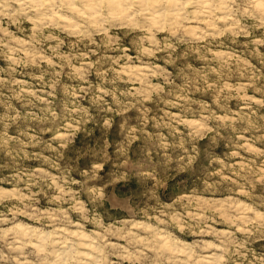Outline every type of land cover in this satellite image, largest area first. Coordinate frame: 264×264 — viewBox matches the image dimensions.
<instances>
[{
	"label": "clouds",
	"instance_id": "clouds-1",
	"mask_svg": "<svg viewBox=\"0 0 264 264\" xmlns=\"http://www.w3.org/2000/svg\"><path fill=\"white\" fill-rule=\"evenodd\" d=\"M157 6L168 11L157 15L151 11ZM189 7L194 11L208 8L213 14L216 11L225 13L224 18L232 19L237 34L247 35L250 29L264 26V0H218V2L217 0L211 2L207 0H0V51L4 49L16 53L23 51L29 57L27 60L15 59L13 64H31L37 53L34 51V46L25 47V42L19 39L14 42L5 22L19 24L22 20L31 19L38 27H48L46 21L57 23L58 16L68 20L66 13L73 10L80 15L83 23L68 20L72 25L69 34L90 38V43L96 46L97 56L95 61L88 59L86 63L80 61L90 58L93 55L92 50L77 51L69 57L79 64L73 66L71 78L81 82L74 91L72 85H61L62 89L67 88L70 99L56 105L54 100L37 96L33 91L30 94L45 104L42 109L44 115L21 116L17 112L9 117L10 121L31 120L51 125L53 136L50 141H44L26 127L15 137L9 136L6 129L0 132V150L9 158L0 162V169H14L10 176H0V184H14L11 191L0 187V205L13 199L19 201V204H13L8 208L11 220L6 212L0 211V262L3 264H10L12 261L14 264H119V258L130 255L126 249L113 253L105 242L106 232H101L99 235L89 233L87 243H84L85 238L73 241L70 237H66L67 243L61 242L60 248L57 249L53 237L62 234V229L68 227L70 221L67 214L71 211H77L83 218L95 220L100 225L105 219L111 222L114 210L131 209L136 216L141 212L154 210L158 217L156 228L159 232L169 231L173 227L191 228L199 232L200 226L207 223L208 217L203 215L207 209H203L198 218V213L192 212L187 205L183 206V210L179 204L169 205L164 199L165 196H169V192H162L160 189L168 187L170 180L174 181L172 188L177 186L198 188L202 176L210 178L211 175H215V173L209 174L205 168L204 162L207 161L219 163L222 169L228 168L229 165L217 153L221 132L224 133L223 139L226 145L234 144L237 149L230 152L231 157L239 155V148L249 146L248 143L244 145L240 143L246 140L240 115L233 117L230 111L217 115L205 104H201L205 111L201 112L199 119L176 117L177 123L186 124L190 130L186 135L182 133L179 137L173 134L171 139L159 131L165 127L162 120L159 117H152L155 121L154 127L158 130L151 134V140L145 135L142 137L143 143L137 144L135 149L130 148L132 142L141 138L138 133L143 132L141 125L149 118L148 114L151 111L145 107V101L150 100L154 94H161L165 97L166 103H179L181 99L188 105L197 103L190 100L185 93H180L176 101L168 100L167 96L175 95V92L164 93L163 86L153 84L151 77L163 75L165 81L171 83V75L163 69L158 70L156 66L144 63L145 57H151L157 51L174 53L178 43L174 44L167 37L157 40L156 32L164 27L166 21L171 25L174 22L194 18L193 12L188 11ZM177 8L181 10L179 15L171 11ZM169 13L172 16L171 20L168 19ZM199 15L204 13L201 12ZM249 18L255 23L242 26L241 20ZM120 28L144 33L142 36L132 38L139 53L138 58L141 60L139 68L131 67L129 70L128 62L133 58L128 56L127 50L120 45L119 33L113 32L114 29ZM197 32H201V29L196 28L188 35L195 37ZM209 34L205 30L198 38L204 39ZM97 35L101 37L99 42L94 38ZM182 39H184L183 34L177 36V42ZM27 43L31 45L30 41ZM17 44L19 47L16 46ZM106 49H111L113 52L119 50L121 54L109 55ZM121 60L125 62L124 71L127 72L129 80L141 85L139 89L120 87L121 82H128L123 81V76L117 74V65ZM93 64L99 76V81L95 84L88 79ZM177 68L183 74L191 70L192 65L185 63L177 65ZM3 71L4 69H0V72ZM12 71L14 72L15 68ZM43 76L44 73H41L36 78L43 79ZM52 76L50 84L52 90L47 92L46 96L55 98L60 74L52 73ZM16 83L15 80L0 78V86ZM20 91L23 92V89ZM14 94L19 95V93ZM86 97L88 106L82 103ZM8 107L11 108V104H8ZM133 108L142 115L124 116ZM93 110L96 112L95 116L92 115ZM116 113H119L123 120L109 143L108 132L113 129V116ZM167 127L172 128L171 121L168 122ZM120 128L123 131H120ZM42 131L48 129L44 128ZM77 133L83 134L79 145L75 143ZM205 139L206 143L201 144L200 141ZM53 142L56 143L55 147ZM9 144L14 146L8 147ZM69 145H73L71 154L65 155ZM38 146H42L40 152L26 151L28 147ZM109 148L114 153L111 156L113 167L108 168L104 175H100L109 158ZM45 152L52 154L45 155ZM24 158L45 162L49 167L55 168L59 175L53 177L43 167L31 170L15 167ZM81 158L87 160V166L84 168L80 167ZM74 169L80 171L84 178L83 182L72 178L71 173ZM48 181L57 185L56 190L60 193L58 199L70 207L62 211L58 210L53 216L55 223L51 225L53 228L51 233H41L39 229L25 228L16 218L21 214L40 215L39 210L33 207L37 194L31 189L40 187ZM22 182L28 190V195H25L24 189L19 187ZM71 184L80 185L81 191L87 194L90 206H86L81 201L79 193L71 191L69 187ZM47 186L52 185L49 183ZM228 199L234 205L232 219L236 231L242 236L232 232L226 238L220 239L218 245L212 243V248L217 251L210 257H205L206 260H211V264H244L250 252L249 244L253 239L264 240V212L259 211L255 205L239 201L234 197ZM260 207H264V203ZM8 224H11V227H2ZM77 231H83V228L77 225ZM204 231L206 232L207 228ZM151 234L155 236L158 232L153 230ZM131 235L129 242L135 247L136 236ZM208 243L211 242L195 246L196 250H203L198 251V256H203L208 250ZM121 247L117 246V248ZM28 248L33 251L26 254L25 249ZM5 249L8 251L6 252ZM192 251L188 250V255H191ZM13 253L18 255L14 256ZM112 255L118 256L117 261L110 260ZM29 257L34 259L30 260ZM163 258L168 259L166 256ZM249 264H264V254L257 257L253 253Z\"/></svg>",
	"mask_w": 264,
	"mask_h": 264
},
{
	"label": "rangeland",
	"instance_id": "rangeland-1",
	"mask_svg": "<svg viewBox=\"0 0 264 264\" xmlns=\"http://www.w3.org/2000/svg\"><path fill=\"white\" fill-rule=\"evenodd\" d=\"M207 1L211 2V0ZM151 11L159 15L168 10L157 6ZM171 11L177 12V15L181 14L179 8ZM188 11L193 12L194 18H189L183 22H174L171 25L166 21L164 27L156 32L157 40H163L167 37L174 44L178 43L174 53L157 51L153 56L145 57L144 63L154 65L158 70L163 69L171 75V83H167L163 75L151 77L153 84L163 86L164 93L175 92V95L167 96L168 100L176 101L180 93H185L190 100L197 103L188 105L183 99L179 103H166L165 97L159 93L154 94L150 100L145 101V107L151 111L148 114L149 118L145 119L141 125L143 132L138 133L141 138L132 142L130 148L135 149L137 144L143 143L142 137L145 135L151 140V134L158 130L154 127L155 121L152 117H159L162 120L165 127L159 131L171 139L173 134L179 137L182 133L186 135L190 130L186 124L177 123L176 117L199 119L201 112L205 111L201 104H205L217 115H223L226 111H230L233 117L237 114L240 115L246 138L240 143L242 145L248 143L249 146L239 148V155L231 157L230 152L237 149L234 144L226 145L223 139L224 133L221 132L220 147L217 149V153L229 165L228 168L222 169L219 163L207 161L204 162L205 168L209 174L215 173V175H211L210 178L202 176L198 182V188L180 186L172 188L171 185L174 184V181L170 180L168 187L160 189L162 192H169V196L164 197L169 205L179 204L181 210H183L184 205H187L192 212L198 213V218H200L199 213L203 209H207L206 212H203V215L208 217L207 223L200 226L199 232L184 227H173L169 231L159 232L156 228L158 217L154 210L141 212L139 216H136L131 209L114 210L111 222L105 219L100 225L95 220L90 221L83 218L81 213L77 211H71L67 214L70 221L68 227L62 229V234L53 237L54 246L57 249L60 248L61 242L67 243L66 237H70L73 241L83 237L77 235L79 232L86 234L85 236H88L89 233L99 235L101 232H106L105 242L113 253L126 249L130 254L119 258V264H211V260H206L205 257H210L217 251V249L212 248V243L218 245L220 239L226 238L232 232H236L237 236H242L236 231L232 219L234 205L228 199L229 197L253 204L259 211L264 212V207H260L264 203V103H262L264 101V26L250 29L247 35L237 34L232 19L224 18L225 13L216 11L213 14V11L208 8H199L194 11L191 7L188 8ZM201 12L204 15H199ZM66 15L68 20L74 23H83L82 18L75 10L66 13ZM168 19H172L170 13ZM57 20V23L46 21L48 27H38L31 19L22 20L19 24L5 22L14 42L19 39L25 42V47L34 46V51L37 53L33 63L23 65L13 64L15 59L27 60L29 58L23 51L19 53L7 49L0 51V69H4L3 72H0V78L17 81L16 84L0 86V101H4L0 102V132L6 129L11 137L18 136L20 131L26 127L38 134L44 141H50L53 136L51 125L31 120L10 121L9 117L17 112L21 116L26 114L44 115L42 109L45 104L30 94L33 91L36 92L37 96L50 101L54 100L56 105L64 103L70 97L67 95V88L62 89L61 85H72L74 91L75 87L81 84L79 80L71 78L73 66H79V64L76 60H70L69 57L77 51L92 50L93 55L81 60L80 63H86L88 59L92 61L97 59L96 46L90 43V38L70 35L69 30L72 25L68 23V20L59 16ZM252 23L255 21L250 18L241 20L242 26ZM196 28L201 29V32H197L195 37L188 35ZM205 30L210 34L204 39H199L198 37ZM113 32L119 33L121 36L120 45L127 50V55L133 58L128 62L129 70L131 67L139 68L141 60L138 58L139 53L132 38L142 36L144 33L138 30L129 31L126 28L114 29ZM181 34H183L184 39L177 42V36ZM49 37L52 38L49 39ZM94 38L97 42L101 39L99 35ZM29 41L31 45L27 43ZM16 46L19 47L18 44ZM105 51L109 55L121 54L119 50L113 52L111 49H106ZM185 63L191 64L192 69L181 74L177 65ZM95 67L93 64V70L88 77L93 84L99 81ZM124 67L125 62L121 60L117 65V74L122 75L123 81L128 82H121L120 87L139 89L141 85L129 80ZM13 68H15L14 72L12 71ZM41 73H44L43 79H37L36 77L40 76ZM52 73L60 74L55 98L46 96V93L52 90L50 87L53 79ZM21 89L23 92L20 91ZM14 93H19V95ZM108 99L111 101L110 97ZM82 103L88 106V98L86 97ZM8 104H11V108L8 107ZM92 115H96L95 110L92 111ZM129 115L138 116L142 113H138L133 108L124 114V116ZM113 120V129L108 132L109 143L114 138L116 128L119 127L123 117L116 113ZM169 121L172 122V128L167 127ZM44 128H47L48 131H42ZM120 131L123 129L120 128ZM82 135V133H77L76 145L80 144ZM200 143H206V139L201 140ZM53 145L55 147L56 143L53 142ZM13 146V144L8 145V147ZM72 148L73 145H69V148L65 150V155H70ZM41 150L42 146L26 149L28 153L40 152ZM44 154L51 155L52 153L45 152ZM112 155L114 153L109 148V158L100 175H104L108 168L113 167ZM7 159L9 158L5 152L0 150V162ZM86 166V158H81L80 167ZM15 167L29 170L43 167L53 177L59 175L55 168L34 159L24 158ZM13 171V168L0 169V176H10ZM71 176L83 182L84 178L79 170L74 169ZM49 183L52 185L51 187L47 186ZM0 187L11 191L14 184L4 183L0 184ZM19 187L24 189L25 195H28V190L23 182ZM69 187L71 191L79 193L81 201L86 206H90L87 194L81 191L79 184H71ZM56 189L57 185L52 181H48L40 187H33L31 191L37 194L33 207L39 210L40 215L21 214L17 216V221L25 228L30 227L34 230L39 229L41 233H51L53 231L51 225L55 223L53 216L58 210L62 211L70 207L58 199L60 193ZM13 204H19V201L13 199L0 205V211L6 212L10 220L11 213L8 212V208ZM77 225L81 226L83 231L78 232ZM2 227H11V224L2 225ZM205 228H207L206 232L204 231ZM153 230H156L158 234L152 236ZM131 234L136 236L135 247L129 242L132 238ZM207 242H211L208 243V250L204 252L203 256H198V251L203 250H196L195 246ZM117 246L122 247L117 248ZM190 249L193 251L191 255H188ZM249 249L250 252L244 260V264H249L253 258V253L257 257L264 254V240L256 241L253 239L249 244ZM5 251L8 250L5 249ZM30 251L33 249H25L26 254ZM12 255H18V253ZM165 256L168 259H164ZM29 259H34V257H29ZM117 259V255L110 257L112 261H117ZM21 261H23V257H21ZM10 264H14V261Z\"/></svg>",
	"mask_w": 264,
	"mask_h": 264
},
{
	"label": "bare ground",
	"instance_id": "bare-ground-1",
	"mask_svg": "<svg viewBox=\"0 0 264 264\" xmlns=\"http://www.w3.org/2000/svg\"><path fill=\"white\" fill-rule=\"evenodd\" d=\"M207 2H208V1H207ZM180 12H181V10H180ZM176 13H177V12H176ZM73 234H74V233H73ZM77 235H78V236H79V235H80V236H83V237H80V238H85V239H84V243H87V237H88V236H85L86 234L84 235V234H82V233L79 232ZM86 250H87V249H86Z\"/></svg>",
	"mask_w": 264,
	"mask_h": 264
}]
</instances>
